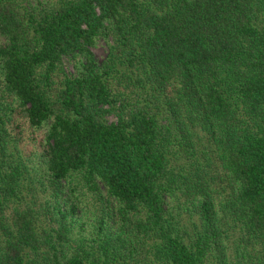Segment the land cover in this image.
Returning <instances> with one entry per match:
<instances>
[{
    "label": "trees",
    "instance_id": "obj_1",
    "mask_svg": "<svg viewBox=\"0 0 264 264\" xmlns=\"http://www.w3.org/2000/svg\"><path fill=\"white\" fill-rule=\"evenodd\" d=\"M0 264H264V0H0Z\"/></svg>",
    "mask_w": 264,
    "mask_h": 264
},
{
    "label": "rangeland",
    "instance_id": "obj_2",
    "mask_svg": "<svg viewBox=\"0 0 264 264\" xmlns=\"http://www.w3.org/2000/svg\"><path fill=\"white\" fill-rule=\"evenodd\" d=\"M92 52L97 60H101L107 51V44L103 38H98L95 44L91 47ZM65 70L72 71V62L65 59L63 60ZM13 107L15 104L13 102ZM112 117H109L111 119ZM10 130L14 134H20L22 137V149L27 158L37 164H39L40 156L44 148V128L31 129L27 126L25 119L21 116L20 110L16 109L13 112L12 123L10 124ZM77 193V197L73 199L75 203H78L79 209L77 213V222L74 224L73 231L82 233L83 235L89 234L96 222L101 216H106L107 206L101 203L98 199H94L90 195H83ZM49 192L47 191L41 199H47ZM82 209V210H81Z\"/></svg>",
    "mask_w": 264,
    "mask_h": 264
}]
</instances>
